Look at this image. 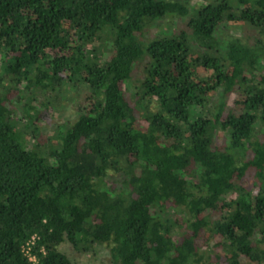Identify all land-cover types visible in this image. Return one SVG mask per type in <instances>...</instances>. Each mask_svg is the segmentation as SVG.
I'll use <instances>...</instances> for the list:
<instances>
[{
	"label": "trees",
	"instance_id": "1",
	"mask_svg": "<svg viewBox=\"0 0 264 264\" xmlns=\"http://www.w3.org/2000/svg\"><path fill=\"white\" fill-rule=\"evenodd\" d=\"M64 84L82 100L38 141ZM61 242L264 264V0H0V264H74Z\"/></svg>",
	"mask_w": 264,
	"mask_h": 264
},
{
	"label": "rangeland",
	"instance_id": "2",
	"mask_svg": "<svg viewBox=\"0 0 264 264\" xmlns=\"http://www.w3.org/2000/svg\"><path fill=\"white\" fill-rule=\"evenodd\" d=\"M186 1L188 5L192 6L195 3L204 0ZM184 19L185 16L181 18L167 17L165 19H159L155 22L154 27L149 30L153 34H168L178 30L182 26ZM229 34L242 36V32L237 27L229 28L224 31L222 33V37H226ZM52 93H54V96L51 98V102H44V108L42 107L44 105L42 103L40 104V95H36L33 101L41 114V118L35 122L38 130V141H47L54 132L55 124L64 119H71L73 117L75 108L84 95V88L81 86L64 84L59 90H52ZM212 99L213 97H210L211 101ZM17 128L21 129L26 134L27 132L25 130H29V125L19 122ZM256 131L258 132L259 130L257 129ZM25 138L27 139V144L33 141L28 133L25 135ZM218 139L219 138L217 137V140ZM245 182L248 184L247 181ZM58 247L59 249L65 251L74 260V264H112L109 261L107 249L103 245L94 244L90 250L81 253H76V251L67 242H61ZM214 250L218 251V248L215 247ZM241 264L248 263L242 259Z\"/></svg>",
	"mask_w": 264,
	"mask_h": 264
},
{
	"label": "built area",
	"instance_id": "3",
	"mask_svg": "<svg viewBox=\"0 0 264 264\" xmlns=\"http://www.w3.org/2000/svg\"><path fill=\"white\" fill-rule=\"evenodd\" d=\"M27 249H28V248L26 247L25 252H26V254L28 255V258L31 259V260H33V259H34L33 256H32L31 254L28 253V250H27Z\"/></svg>",
	"mask_w": 264,
	"mask_h": 264
}]
</instances>
